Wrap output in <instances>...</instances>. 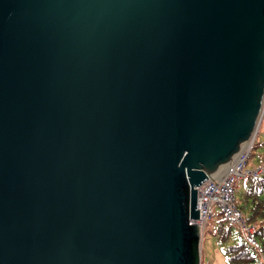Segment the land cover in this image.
I'll return each mask as SVG.
<instances>
[{"label": "water", "instance_id": "water-1", "mask_svg": "<svg viewBox=\"0 0 264 264\" xmlns=\"http://www.w3.org/2000/svg\"><path fill=\"white\" fill-rule=\"evenodd\" d=\"M263 116L264 0H0V264H202Z\"/></svg>", "mask_w": 264, "mask_h": 264}, {"label": "built area", "instance_id": "built-area-1", "mask_svg": "<svg viewBox=\"0 0 264 264\" xmlns=\"http://www.w3.org/2000/svg\"><path fill=\"white\" fill-rule=\"evenodd\" d=\"M251 150V149H250ZM250 150L242 151L239 160L229 164L223 173H216L198 187V210L200 217L196 224L203 231L207 222L217 211L221 219L233 227L239 228L245 241L251 246L258 247L255 238V227L247 222L243 212L237 206L236 183L238 179L257 178L264 176V164L249 167Z\"/></svg>", "mask_w": 264, "mask_h": 264}, {"label": "trees", "instance_id": "trees-1", "mask_svg": "<svg viewBox=\"0 0 264 264\" xmlns=\"http://www.w3.org/2000/svg\"><path fill=\"white\" fill-rule=\"evenodd\" d=\"M262 146V151L255 166L250 163L253 151ZM248 160L249 167H257L264 164V143L257 145L256 141L250 152ZM258 178V179H257ZM257 178H248L247 187L241 196L237 199V206L243 212L250 225L255 227V238L258 247L248 244L239 228L233 227L221 219V226L218 230L220 240L223 242L232 241V229H237L240 240L228 245L226 257L229 264H264V176ZM236 191V190H235ZM221 217V215H220Z\"/></svg>", "mask_w": 264, "mask_h": 264}, {"label": "rangeland", "instance_id": "rangeland-1", "mask_svg": "<svg viewBox=\"0 0 264 264\" xmlns=\"http://www.w3.org/2000/svg\"><path fill=\"white\" fill-rule=\"evenodd\" d=\"M255 140L249 141L250 146L244 148L242 151H248L253 148V145L256 141L257 145H261L264 143V116L263 120L260 123L257 134L255 135ZM253 139V138H252ZM262 146L253 151V156L250 158V163L253 166L256 165L259 155L263 153ZM251 151V150H250ZM241 152V151H240ZM251 156V155H250ZM248 179H238L236 183V198L239 200L243 195L246 187H247ZM221 217L219 211L216 212L215 216L211 218L203 231L202 238V264H229L226 257V250L228 245L233 243V240H240V236L238 235L237 229H232V238L233 240L230 242H223L219 237V228L221 226Z\"/></svg>", "mask_w": 264, "mask_h": 264}, {"label": "bare ground", "instance_id": "bare-ground-1", "mask_svg": "<svg viewBox=\"0 0 264 264\" xmlns=\"http://www.w3.org/2000/svg\"><path fill=\"white\" fill-rule=\"evenodd\" d=\"M249 146H250L249 142L246 143V144H244L243 147H242V149H241V152H242V150H243L244 148L249 147ZM241 152H239V154L236 155V156L232 159V161L230 162V165L233 164L234 162H236V160H239V156H240ZM228 165H229V164H228ZM228 165L222 167V168L218 171V173H223V172L229 167ZM257 179H258V178H257Z\"/></svg>", "mask_w": 264, "mask_h": 264}]
</instances>
